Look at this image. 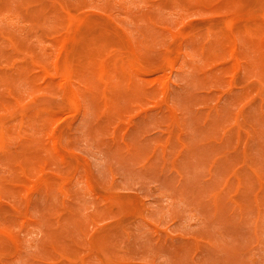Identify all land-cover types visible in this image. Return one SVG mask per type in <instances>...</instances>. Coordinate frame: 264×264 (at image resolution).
Listing matches in <instances>:
<instances>
[{"label": "rangeland", "instance_id": "1", "mask_svg": "<svg viewBox=\"0 0 264 264\" xmlns=\"http://www.w3.org/2000/svg\"><path fill=\"white\" fill-rule=\"evenodd\" d=\"M1 2L0 264H264V0Z\"/></svg>", "mask_w": 264, "mask_h": 264}, {"label": "bare ground", "instance_id": "2", "mask_svg": "<svg viewBox=\"0 0 264 264\" xmlns=\"http://www.w3.org/2000/svg\"><path fill=\"white\" fill-rule=\"evenodd\" d=\"M24 1H28V0H24ZM36 1H37V0H36ZM3 2H4V0H3ZM3 2H1V3H3ZM29 2H30V1H29ZM8 5H9V4H8ZM34 5H35V4H34ZM3 6H4V4H3ZM3 6H2V7H3ZM0 8H1V7H0ZM33 11H34V10H33ZM72 16H73V15H72ZM72 16H71V17H72ZM229 25H230V24H229ZM230 28H231V27H230ZM62 44H63V43H62ZM169 62H170V61H169ZM38 67H39V66H38ZM6 68H7V67H6ZM59 73H61V72H59ZM43 74H44V73H43ZM46 74H47V73H46ZM59 76H60V74H59ZM66 76H68V74H67ZM62 80H63V77H62ZM64 80H65V79H64ZM16 102H17V101H16ZM73 104H74V103H73ZM74 109H75V108H74ZM72 117H73V116H72ZM1 122H3V121H1ZM1 122H0V123H1ZM1 125H2V124H1ZM18 132H19V131H18ZM171 134H172V133H171ZM20 135H21V134H20ZM20 135H19V136H20ZM236 136H237V135H236ZM1 137H2V136H1ZM250 152H251V151H250ZM243 173H244V172H243ZM36 185H37V184H36ZM238 200H239V199H238ZM1 205H2V204H1ZM141 207H142V206H141ZM81 259H82V258H81Z\"/></svg>", "mask_w": 264, "mask_h": 264}]
</instances>
